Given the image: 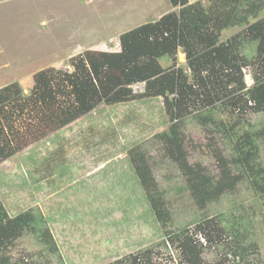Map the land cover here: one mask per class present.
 Here are the masks:
<instances>
[{
	"label": "rangeland",
	"instance_id": "rangeland-1",
	"mask_svg": "<svg viewBox=\"0 0 264 264\" xmlns=\"http://www.w3.org/2000/svg\"><path fill=\"white\" fill-rule=\"evenodd\" d=\"M189 2L208 5V0ZM175 10L169 0H0V89L18 83L28 96L36 73L49 68L71 71L70 60L87 50L118 52L124 33ZM257 19H264V11ZM241 30L222 32V40ZM245 45L251 59L255 44ZM177 60L187 70L182 50ZM160 63L164 68L173 65L169 57ZM243 73L247 87L254 85L251 69ZM133 90L140 94L144 85ZM218 116L236 120L229 113ZM246 120L242 131L264 127V113H250ZM169 127L161 97L101 104L1 162L0 203L10 217L29 210L45 217L58 247L51 253L38 234L25 233L11 247L14 259L29 253L43 264H110L155 247L161 256L172 254L177 260L172 247L161 246L166 229L154 217L130 162V149L141 145L152 156L155 178L171 210V230L192 229L205 217L221 215L229 227V221L240 217L264 264L263 199L244 181L234 193L201 210L181 171L154 141ZM185 134L190 162L218 175L209 137L195 118L186 121ZM257 142L264 166V141ZM219 146L231 156L228 142ZM221 251L207 249V263H215Z\"/></svg>",
	"mask_w": 264,
	"mask_h": 264
},
{
	"label": "trees",
	"instance_id": "trees-1",
	"mask_svg": "<svg viewBox=\"0 0 264 264\" xmlns=\"http://www.w3.org/2000/svg\"><path fill=\"white\" fill-rule=\"evenodd\" d=\"M169 1L177 10L124 33L120 51L87 50L70 60L71 71L42 70L34 75L28 96L18 83L1 88L0 163L101 104L161 97L170 127L155 135L154 141L181 171L195 204L205 210L248 181L264 205V166L257 142L264 141V127L242 131L248 114L264 113V19H257L264 11V0H208V5ZM237 27L242 28L239 33L222 40V32ZM248 42L255 44L251 59ZM179 50L186 55L188 71L177 65ZM165 57L173 61L169 68L160 63ZM245 68L252 71L251 87L245 82ZM139 84L145 85L144 92L136 94L133 87ZM225 113L236 120L220 119L218 115ZM189 118H195L207 133L218 175L201 163L190 162L185 134ZM220 142L231 146L230 157ZM151 157L141 145L129 152L151 211L166 229L161 246L172 247L177 260L172 254L161 256L153 247L110 264H209L205 251L219 247L223 251L213 264H262L259 246L251 241L240 217L229 221V227L221 215L205 217L192 229L171 230V210L155 178ZM25 233L38 234L51 253L57 252L45 217L30 210L10 217L0 203V264H43L29 253L15 259L10 254Z\"/></svg>",
	"mask_w": 264,
	"mask_h": 264
},
{
	"label": "clouds",
	"instance_id": "clouds-1",
	"mask_svg": "<svg viewBox=\"0 0 264 264\" xmlns=\"http://www.w3.org/2000/svg\"><path fill=\"white\" fill-rule=\"evenodd\" d=\"M142 85H144V84H142ZM144 87H145V85H144ZM135 92V91H134ZM136 93V92H135Z\"/></svg>",
	"mask_w": 264,
	"mask_h": 264
}]
</instances>
